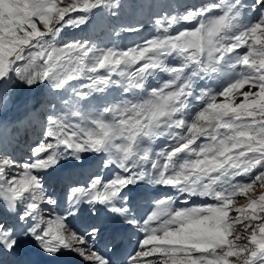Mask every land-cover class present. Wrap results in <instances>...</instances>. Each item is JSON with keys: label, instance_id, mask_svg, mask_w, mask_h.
Segmentation results:
<instances>
[{"label": "snow or ice", "instance_id": "6c2138e0", "mask_svg": "<svg viewBox=\"0 0 264 264\" xmlns=\"http://www.w3.org/2000/svg\"><path fill=\"white\" fill-rule=\"evenodd\" d=\"M105 9L117 16L119 0H0V106L41 93L29 158L0 143V264H33L26 245L113 264L96 242L116 252L128 232L124 264H264V0L163 4L127 48L121 32L144 23L62 42ZM62 172L82 177L63 210L49 183Z\"/></svg>", "mask_w": 264, "mask_h": 264}, {"label": "rangeland", "instance_id": "374dc122", "mask_svg": "<svg viewBox=\"0 0 264 264\" xmlns=\"http://www.w3.org/2000/svg\"><path fill=\"white\" fill-rule=\"evenodd\" d=\"M67 2H71V0H67ZM208 0H119V10L117 16L113 17L108 10H99L95 11L90 19V23L86 28H82L80 30H73L68 29L66 30L62 35V42H68L75 39H81V38H91L95 41H98L102 44H108L112 40V31L113 29L117 27H135L139 23H144L146 27L140 32H121L120 38L116 40V43L119 44L121 48H127L131 47L135 43H140L144 39L148 38L150 34H152V25L150 22V17H153L155 14H157L161 6L163 4H169L171 9L176 11H183L185 7H189L192 5H195L199 7L203 3H207ZM254 19L253 14L248 13L246 14V18L244 20V23H249ZM38 26L42 27L41 25ZM246 50V49H245ZM153 86H155L156 81H153ZM41 93L38 90H32V91H21L17 90L15 93H13L12 98L8 101L6 106H0V116L4 117L6 119V122L10 121V115L13 110L23 108L26 106L29 102H33L35 99L40 98ZM238 99H242V97H239ZM8 124H6V127L8 128ZM3 127H0V135L1 138L5 141H10L8 145L9 148L13 150L14 148L17 149L18 147V154L15 155L18 161H24L27 160L30 156L31 147L35 146L41 139L40 135L38 138H36L32 143L29 145H24L23 147L18 146L16 141L9 139V137L6 136L7 131ZM2 143V142H0ZM12 143V144H11ZM158 144L162 146V142L158 141ZM15 150V149H14ZM106 178H110L112 173L106 172L104 173ZM69 176V175H68ZM68 176L64 179H61L59 177L58 182L54 180H49L50 184H55L56 191L60 197V207L61 209H67L68 203L66 199L64 198V185L71 182H78L80 180L74 179L73 176H71L70 179H68ZM260 189L258 188L257 191ZM62 203V204H61ZM195 204H199L200 201L196 200L194 202ZM237 203L239 205H243L246 203L245 199L243 197L239 198ZM181 206V205H177ZM189 206H192L191 204ZM84 216L86 222H90V217L88 216L87 211H84ZM87 225V224H86ZM85 225V226H86ZM84 227L76 230H82ZM131 232L126 233L125 238L126 241H133L132 235H130ZM134 236V235H133ZM125 240V239H124ZM98 243L103 242V239L98 240ZM96 242V243H97ZM105 242V241H104ZM106 243V242H105ZM103 248L105 249L106 246L104 244ZM129 246L127 248V251L122 252L123 258L126 260L127 256L132 252L133 249ZM107 249V248H106ZM109 249V248H108ZM121 263V260H120Z\"/></svg>", "mask_w": 264, "mask_h": 264}, {"label": "bare ground", "instance_id": "6f19581e", "mask_svg": "<svg viewBox=\"0 0 264 264\" xmlns=\"http://www.w3.org/2000/svg\"><path fill=\"white\" fill-rule=\"evenodd\" d=\"M32 103L33 102L31 101L23 108L13 110L14 112L11 113L9 122H6V119L0 116V127L5 126L4 128L7 131L6 136L8 135L7 137H9V139L16 141L17 145L21 147H23L24 145H29L30 143H32V141H34L36 138L39 137V132H40L39 118L29 119ZM6 124L9 125L8 128L6 127ZM0 142L2 143L4 142V139L1 138V135H0ZM14 149L11 150L9 148V152H12L15 156L19 153L18 152L19 149L18 147L17 149L16 148ZM68 175H69L68 172H62L59 177L61 179H64ZM71 176H73L74 179L75 178L78 180L82 179V177H80L78 174L75 173H73ZM138 206L140 210L143 211L145 207V201L143 200L139 201ZM87 223L88 222H86L85 220L84 211H82L81 214L75 218L70 217L68 221L69 227L73 230H76L75 228L80 229L82 227H85ZM130 235H132V237L130 236V238H132L133 241L130 242L126 241V238L124 236L125 240L123 239L120 248L116 252H112L108 248L107 249L103 248L105 244L104 242L105 240H103V242L101 243L97 242L96 249L101 254L111 257L113 264H124L126 260L123 258L122 252L124 251L125 253V251H127V248L129 246L132 247L131 249H133L136 246L135 245L136 236L133 233H131ZM25 247L28 249V256L33 261V264H84L81 258L74 254L62 255L58 257L56 261L51 262L41 254H39L37 251H35L31 245H26Z\"/></svg>", "mask_w": 264, "mask_h": 264}]
</instances>
